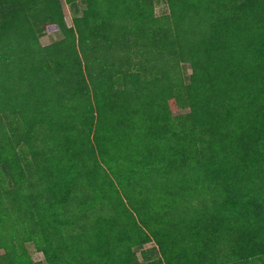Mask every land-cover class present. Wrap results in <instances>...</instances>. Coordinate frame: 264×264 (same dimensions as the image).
<instances>
[{
    "label": "trees",
    "instance_id": "obj_1",
    "mask_svg": "<svg viewBox=\"0 0 264 264\" xmlns=\"http://www.w3.org/2000/svg\"><path fill=\"white\" fill-rule=\"evenodd\" d=\"M64 2L0 0V264H264V0Z\"/></svg>",
    "mask_w": 264,
    "mask_h": 264
},
{
    "label": "rangeland",
    "instance_id": "obj_2",
    "mask_svg": "<svg viewBox=\"0 0 264 264\" xmlns=\"http://www.w3.org/2000/svg\"><path fill=\"white\" fill-rule=\"evenodd\" d=\"M63 10H64V15H65L68 26H72L73 25L72 19L74 15L70 7L66 5L64 0H63ZM155 12H156V15L159 17L165 16L169 13L166 0H155ZM61 39H62V35L59 32H52V33H47L44 36H42L40 39V43L42 46H48ZM185 69L187 71V74H191V69H189V67L186 66ZM186 112H188V110H178L174 113V116H178ZM104 206L108 207V205L106 204ZM103 211L106 212L105 210ZM154 247H155L154 243H149L145 245L142 249H136L138 259L143 262L145 260L143 257V252L145 250L151 251L152 248ZM27 249L34 262H41L42 264H47V261L44 255L36 249L33 243H28ZM3 253L4 251L0 250V255H2Z\"/></svg>",
    "mask_w": 264,
    "mask_h": 264
}]
</instances>
